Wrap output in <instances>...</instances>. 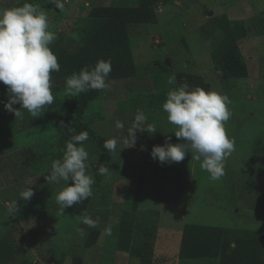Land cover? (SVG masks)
<instances>
[{
	"label": "rangeland",
	"instance_id": "rangeland-1",
	"mask_svg": "<svg viewBox=\"0 0 264 264\" xmlns=\"http://www.w3.org/2000/svg\"><path fill=\"white\" fill-rule=\"evenodd\" d=\"M29 2L46 12L50 30L57 35L50 47L58 46L68 53L82 47V21L96 6H141L154 18L127 25L133 76L117 75L108 79L109 90H90L78 97L65 96L66 77L60 83L52 81L60 84L52 89L57 104L46 110L64 113L71 104V109L77 110L70 113L77 115L78 133L87 131L89 139L91 134L96 137L83 143L89 153V174L102 163L110 168L108 174L96 176L93 197L81 205L85 207L83 213L99 218L100 234L95 244L85 246L88 233L95 228L78 225L72 207L59 213L55 195L64 184L46 182L44 177L51 168L48 155L0 172V236L9 231L16 245L23 244L26 264L106 263L113 252L114 233L106 236L104 228L119 222L123 208L131 210L135 203L147 210L140 216L147 228L156 232V264H178L184 223L264 233V0H61L63 9L51 0ZM22 3L24 0H0V8ZM227 36L238 43L247 70L244 77L220 76L216 51ZM172 75L177 84L207 86L231 101L232 116L225 127L234 141V151L218 181H211L190 153L183 161L171 164H161L150 156L153 145H163L167 137L173 144L182 142L175 137V127L167 122L162 109L171 87L167 80ZM4 98H8L6 86L0 83V99ZM21 111L18 120L29 127L19 136L14 113V120L0 113V154L34 145L54 133L42 121L44 113L31 117L26 110ZM138 111L148 116L157 131L151 136L137 132L134 147L119 152L121 142L116 152L109 153L103 142L109 138L120 141ZM117 120L124 122V132L116 129ZM39 122L44 127L39 128ZM70 123L68 120L67 125ZM138 171L142 177L135 178V189L130 191L129 174ZM26 186L33 188V197L18 200L17 212H9L8 203ZM78 227L84 228V235ZM192 264L231 263L221 261L218 252H213L210 258L192 260Z\"/></svg>",
	"mask_w": 264,
	"mask_h": 264
},
{
	"label": "clouds",
	"instance_id": "clouds-1",
	"mask_svg": "<svg viewBox=\"0 0 264 264\" xmlns=\"http://www.w3.org/2000/svg\"><path fill=\"white\" fill-rule=\"evenodd\" d=\"M51 2L59 9L64 8L61 0ZM56 39L46 12L29 0L14 7L0 8V83L6 86L8 97L4 108L16 118H22L21 110L37 117L54 104L51 74L60 71V64L50 46ZM111 71V60L104 59L82 67L65 78V96L78 97L90 90H109ZM167 84L171 87L162 109L167 122L175 127V137L182 142L173 144L169 142L171 137H167L163 145H153L150 156L161 164H171L183 161L190 153L191 159L200 162L201 169L209 174L211 181L220 180L225 172V161L234 151V141L227 135L225 127L232 116L230 99L215 90L192 87L187 82L177 84L175 75L168 77ZM16 104L20 107H14ZM115 127L121 132L125 130V124L120 120L115 122ZM156 131V125L149 123L148 116L138 111L126 135L120 141L106 139L103 148L113 153L122 142L120 152L124 147L135 146L137 132H147L151 136ZM88 139L87 131L72 135L65 142L62 157L52 161L50 171L44 177L49 184H64L55 195L60 214H64L66 208L93 197L96 176L106 175L110 170L102 163L89 174V153L83 144ZM33 195V188L26 186L16 200L8 203L9 212H17V201H28ZM75 220L78 225L88 228L99 227V218L87 213L77 215ZM77 230L81 235L85 234L84 228L78 227ZM104 235H112L110 226L104 228Z\"/></svg>",
	"mask_w": 264,
	"mask_h": 264
},
{
	"label": "trees",
	"instance_id": "trees-1",
	"mask_svg": "<svg viewBox=\"0 0 264 264\" xmlns=\"http://www.w3.org/2000/svg\"><path fill=\"white\" fill-rule=\"evenodd\" d=\"M153 18L152 13L141 6L110 5L92 8L82 21L79 30V39L83 43L81 48L71 53L58 46L51 48L60 64V71L51 74L52 81L56 80L60 83L64 77L70 76L73 72H79L86 65H94L99 59L111 60L112 71L108 79L115 78L117 75L133 76L135 66L132 61L127 25L151 22ZM99 42L101 44L98 45ZM216 56V63L222 78L246 75L243 56L238 43L232 37L227 36L223 40L221 49L216 51ZM59 83H53L54 87L59 86ZM204 87L208 90L207 86ZM5 101V98L0 99V113L14 120L12 119L13 113L4 108ZM56 104L55 101L54 105ZM68 107L64 113L62 110L60 113L45 110L42 121H45L46 126H51L54 133L44 138L43 141L38 139L34 145L22 146L0 154V172L34 163L45 155L50 157V166L53 160L61 158L65 142L72 135L78 134L79 128L77 115L70 113L77 110L71 109V104H68ZM68 120L71 122L69 126L67 125ZM17 121L14 122L18 124L16 135L19 136L29 126L23 125L18 118ZM38 127L44 126L40 123ZM95 138V134H91V138L87 141ZM88 199L72 206L74 215H81L84 212L85 207L81 205L87 204ZM142 221H145L144 218L138 222L135 218V210H130L123 212L120 221L110 226L113 233L117 232L120 223L134 228L130 254L138 259V264H153L152 240L155 239V233L152 229L149 230L146 223ZM99 234L98 228L92 229L88 233L85 246L88 248L94 245ZM213 252H218L220 260L226 263L264 264V233L255 230L184 223L178 257L183 260L205 259L210 258ZM22 254L23 244L16 245L9 231L0 236V264H26L27 260Z\"/></svg>",
	"mask_w": 264,
	"mask_h": 264
},
{
	"label": "crops",
	"instance_id": "crops-1",
	"mask_svg": "<svg viewBox=\"0 0 264 264\" xmlns=\"http://www.w3.org/2000/svg\"><path fill=\"white\" fill-rule=\"evenodd\" d=\"M136 177H140V178L142 177L141 171L132 172L129 174L130 183H129L128 189L130 191H134V189H135L134 181H135ZM140 181L141 180H139V183H140ZM138 192H140L139 188H138ZM126 210L130 211V209H128V208H123V212H127ZM131 210H135V218L138 222L141 221V219H143V217L140 216V214L147 211L144 209H140L137 203L134 204V207ZM142 222H145V221H142ZM153 231H154V228L152 229V232ZM156 231H157V229H156ZM154 233L156 236V232H154ZM133 236H134V228L129 227L127 225H124L122 223L118 224V230L116 233H114L113 252L111 254L110 259L104 264H137L138 259L134 255L130 254V248H131V245L133 242ZM154 246H155V244H154V240H153V256H155L154 255ZM165 261H166V259L162 260V262H165ZM182 261H184V260L180 259L179 257L176 260V262L178 264H181V263L192 264V260H186L188 262H182ZM153 264H156V259L155 260L153 259Z\"/></svg>",
	"mask_w": 264,
	"mask_h": 264
},
{
	"label": "water",
	"instance_id": "water-1",
	"mask_svg": "<svg viewBox=\"0 0 264 264\" xmlns=\"http://www.w3.org/2000/svg\"><path fill=\"white\" fill-rule=\"evenodd\" d=\"M166 63H169V60H166ZM73 262H74V260H73Z\"/></svg>",
	"mask_w": 264,
	"mask_h": 264
}]
</instances>
